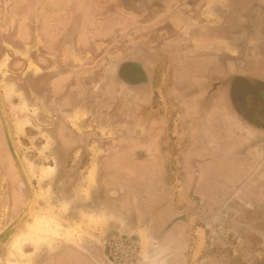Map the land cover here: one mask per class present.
I'll list each match as a JSON object with an SVG mask.
<instances>
[{
    "label": "rangeland",
    "instance_id": "obj_1",
    "mask_svg": "<svg viewBox=\"0 0 264 264\" xmlns=\"http://www.w3.org/2000/svg\"><path fill=\"white\" fill-rule=\"evenodd\" d=\"M140 2L0 0V93L37 193L11 231L32 194L0 116V264H264V165L244 175L230 151L218 178L197 96L209 62L264 67V0H209V37L174 8L142 29ZM138 58L142 100L113 77ZM32 225L59 235L15 250Z\"/></svg>",
    "mask_w": 264,
    "mask_h": 264
},
{
    "label": "crops",
    "instance_id": "obj_2",
    "mask_svg": "<svg viewBox=\"0 0 264 264\" xmlns=\"http://www.w3.org/2000/svg\"><path fill=\"white\" fill-rule=\"evenodd\" d=\"M187 1L189 0H141L137 8L141 10L140 15L132 14L133 10L129 12L131 19L128 21L136 20L139 23L142 20L140 24L144 29L149 22L151 23V20L157 23L169 13L170 9L174 8L177 10L170 17L172 21L180 17L179 15H183L184 21L189 20V23H192L191 31L199 30L201 37H209V0H195L194 6L187 5ZM126 13L128 14L127 11ZM151 15L153 19L147 22L146 19H150ZM202 20H205V23L200 24L199 21ZM144 35L142 32V37ZM207 41L206 52L208 53L209 40ZM202 52L203 48L200 44L196 53ZM142 53L144 54L145 50ZM205 68L209 69V78L212 77L210 79L215 85L214 91L213 87L211 89L209 86V96H213L207 113L209 114V164L216 166L215 174L218 178L226 179L225 164L232 151L234 158L240 159L237 163L241 162L240 164L244 166L245 175L251 169L246 168V165H264V67L259 62L235 66L227 61L217 60V62L207 63ZM238 68L242 70L235 71ZM231 77H233L232 83L229 81ZM251 77H253L252 80ZM224 81L228 82V85H222ZM220 83L221 87L218 86ZM197 96H207V92L203 95L198 93ZM242 101H244V109L249 114H260L258 123L261 126L250 125L239 113L235 112V108H239V103ZM229 142L235 143L232 149H230Z\"/></svg>",
    "mask_w": 264,
    "mask_h": 264
},
{
    "label": "flooded vegetation",
    "instance_id": "obj_3",
    "mask_svg": "<svg viewBox=\"0 0 264 264\" xmlns=\"http://www.w3.org/2000/svg\"><path fill=\"white\" fill-rule=\"evenodd\" d=\"M150 69L146 66L141 58L139 59H131L123 61L117 64L114 67L113 77L121 87L127 88L131 91L132 96H136L138 99L142 100L149 96L150 93ZM227 81V80H226ZM222 82V85H228V82ZM221 87V83L218 84ZM207 96H209V91H207ZM239 108H235V112L239 113L245 122L250 123V125L254 127H258V119L260 120V114L252 113L249 114L248 111L245 110V115L241 114L238 110ZM258 116V117H257ZM248 118V119H247ZM250 119V120H249ZM257 124V125H256ZM84 262V261H83ZM77 264H84L81 261ZM86 264V263H85Z\"/></svg>",
    "mask_w": 264,
    "mask_h": 264
},
{
    "label": "water",
    "instance_id": "obj_4",
    "mask_svg": "<svg viewBox=\"0 0 264 264\" xmlns=\"http://www.w3.org/2000/svg\"><path fill=\"white\" fill-rule=\"evenodd\" d=\"M0 116H1V119H2V122H3V126H4V129H5V132H6V135H7V139H8V142H9V145H10V148L20 166V169L22 171V174L25 178V181L31 191V194H32V199L27 207V210L25 211L24 215L22 216V218L19 220V222L17 223V225L15 227L12 228L11 231H13L14 229L18 228V226L20 224H22L29 216L30 214L32 213V210H33V206L36 202V199H37V193H36V189H35V186L29 176V173L27 171V168L23 162V159L21 157V155L19 154L18 150H17V147H16V144H15V141H14V138H13V134H12V131H11V127H10V124H9V120H8V117H7V113H6V110H5V106H4V103H3V98H2V95L0 93Z\"/></svg>",
    "mask_w": 264,
    "mask_h": 264
},
{
    "label": "bare ground",
    "instance_id": "obj_5",
    "mask_svg": "<svg viewBox=\"0 0 264 264\" xmlns=\"http://www.w3.org/2000/svg\"><path fill=\"white\" fill-rule=\"evenodd\" d=\"M46 173L47 172L45 170L41 171L42 176L46 175ZM55 235H59V231L55 230V228L51 227V225L44 226V227H42L41 225H32V226H29V228L26 227L25 229H22V232L19 235V237H17L13 241V247L15 250H18L20 244L23 241L35 240L41 236L53 237Z\"/></svg>",
    "mask_w": 264,
    "mask_h": 264
}]
</instances>
